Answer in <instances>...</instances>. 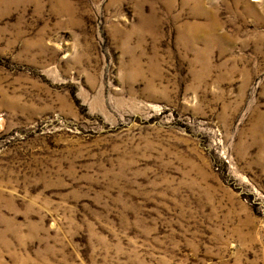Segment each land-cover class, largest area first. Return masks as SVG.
I'll return each instance as SVG.
<instances>
[{
  "label": "rangeland",
  "instance_id": "1",
  "mask_svg": "<svg viewBox=\"0 0 264 264\" xmlns=\"http://www.w3.org/2000/svg\"><path fill=\"white\" fill-rule=\"evenodd\" d=\"M0 264H264V0H0Z\"/></svg>",
  "mask_w": 264,
  "mask_h": 264
},
{
  "label": "bare ground",
  "instance_id": "2",
  "mask_svg": "<svg viewBox=\"0 0 264 264\" xmlns=\"http://www.w3.org/2000/svg\"><path fill=\"white\" fill-rule=\"evenodd\" d=\"M210 12V11H209ZM210 23L208 27L210 28V33L212 34L211 30L216 28L219 25L218 19L215 18L214 16H209Z\"/></svg>",
  "mask_w": 264,
  "mask_h": 264
}]
</instances>
